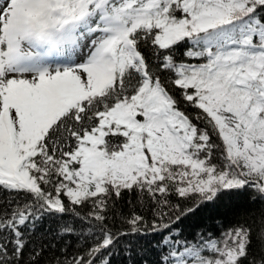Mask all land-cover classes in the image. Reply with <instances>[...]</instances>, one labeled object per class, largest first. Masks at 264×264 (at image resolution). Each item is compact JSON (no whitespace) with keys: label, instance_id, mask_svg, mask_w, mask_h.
Here are the masks:
<instances>
[{"label":"snow or ice","instance_id":"6c2138e0","mask_svg":"<svg viewBox=\"0 0 264 264\" xmlns=\"http://www.w3.org/2000/svg\"><path fill=\"white\" fill-rule=\"evenodd\" d=\"M0 192V264H264V0H0Z\"/></svg>","mask_w":264,"mask_h":264},{"label":"trees","instance_id":"16d2710c","mask_svg":"<svg viewBox=\"0 0 264 264\" xmlns=\"http://www.w3.org/2000/svg\"><path fill=\"white\" fill-rule=\"evenodd\" d=\"M7 195H8L7 193L0 192V200L4 199ZM237 195L239 197V200H240L242 206L245 209H252L253 210V215H254L255 219L257 221H259L260 220V212H261V209H260V207H259L258 204H252L250 202L249 197H250L251 193L246 190L245 192L239 193ZM126 199H133V198L132 197H126ZM120 203L123 206L124 211L127 212L128 211V208H129L128 204L125 201H121ZM63 220L71 222L72 217L71 216H64L63 217ZM200 226L201 227H206L210 231H215L216 230V222L214 220L210 219V218H204V219H202L200 221ZM44 227L45 228L55 229L56 224H55L54 221L49 220V221H46L45 222ZM186 227H189V229L191 230V228L194 227V226H191V225H187L186 224ZM65 239L72 240V243H75V240L72 237H65ZM51 251H52L51 249H48V250H45L44 251L43 256L40 258L39 264H45V260L51 254ZM152 258L154 259L155 256L153 255ZM120 259H121V264H123L122 258H120Z\"/></svg>","mask_w":264,"mask_h":264}]
</instances>
